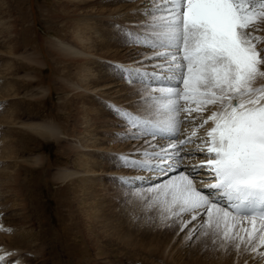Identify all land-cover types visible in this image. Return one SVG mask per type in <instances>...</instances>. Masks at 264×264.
<instances>
[{"label":"rangeland","instance_id":"374dc122","mask_svg":"<svg viewBox=\"0 0 264 264\" xmlns=\"http://www.w3.org/2000/svg\"><path fill=\"white\" fill-rule=\"evenodd\" d=\"M78 1L0 0V146L8 141L18 149L14 157L0 159L1 264H19L21 259L28 264H264V250L255 257L249 244L238 238L224 241L222 232L221 236L214 234L219 236V252L214 250L204 234L208 230L204 225L206 216L192 220L191 213L172 215L178 208L170 212L163 203V187L180 172L189 170V164L196 159L201 161L203 153L186 144L185 152L196 154L184 158L179 168L159 178L155 174L159 169L132 168L121 159L141 158L140 161L143 157L137 153L152 149L144 139L128 138L126 134L132 129L124 126L114 109H129L133 115L146 116L145 99L157 86L127 83L129 74L121 73L117 67L128 68L108 60H141L140 65L150 66L145 69L156 71L137 69L140 73H160L155 65L163 61L153 58L155 50L147 46L149 41L145 39L151 0ZM88 25L100 30L94 32L95 38L98 34L102 38L108 35L106 39L112 46L108 48L99 37L85 47L77 33L83 36ZM134 33L147 45L129 37ZM255 34L264 38V24ZM66 43L76 52L84 48L91 53H84V59L65 56L60 48L64 44L71 49ZM257 47L264 48V39ZM87 57L95 61L87 71L89 76L84 71L90 64ZM92 71L100 75L99 79L91 77ZM8 84H14V93ZM261 86L264 79L254 84ZM5 90L12 94L6 96ZM181 106L195 108L183 101ZM215 110L209 107L202 117L193 111L194 122L182 111L180 131H195L196 138L202 137L209 125H199ZM46 122L57 124L62 134L52 137L28 126ZM84 138L91 143L89 151L80 146ZM159 140L163 139L151 141L167 145L170 139ZM91 156L100 163L94 167L98 173H88L81 164ZM41 157L43 160L37 162ZM16 169L20 172L14 177ZM61 171L76 176L58 181L56 174ZM193 175L197 181L203 180L201 172ZM130 177L133 183H139L127 182ZM188 221L191 223L181 231L182 224ZM249 224L245 227L248 230ZM238 227L230 235L238 232L246 241L247 233L238 231ZM222 251L225 261L220 258Z\"/></svg>","mask_w":264,"mask_h":264},{"label":"snow or ice","instance_id":"6c2138e0","mask_svg":"<svg viewBox=\"0 0 264 264\" xmlns=\"http://www.w3.org/2000/svg\"><path fill=\"white\" fill-rule=\"evenodd\" d=\"M151 2L145 39L155 50L153 58L163 61L155 65L160 73L153 77L166 76L168 83L148 94L143 118L114 109L124 126L132 129L126 134L128 138L144 139L152 149L137 153L142 161L121 159L132 168L175 171L184 158L196 154L184 149L194 142L195 131L191 137L179 139L180 113H187L194 122L193 111L202 117L209 107L216 108L199 125L212 124L196 150L204 158L163 187V203L170 212L178 208L172 215L191 213L192 220L206 216L204 225L218 235L222 230L224 241L238 238L251 245L259 233L264 246V86L254 87L258 78H264V48L257 47L264 38L255 34L264 24V0ZM119 70L129 74L130 82L145 75L134 69ZM147 83L150 86L153 81ZM157 91L159 95H154ZM181 101L195 108L182 107ZM157 131L169 134L167 145L153 144L146 138L156 139ZM152 160L157 163L152 164ZM201 171L208 181H197L193 173ZM198 184H206L207 192ZM257 215L261 219L258 229H242L247 241L238 232L230 235L238 221L255 225ZM188 223L191 221L182 224L181 231Z\"/></svg>","mask_w":264,"mask_h":264},{"label":"bare ground","instance_id":"6f19581e","mask_svg":"<svg viewBox=\"0 0 264 264\" xmlns=\"http://www.w3.org/2000/svg\"><path fill=\"white\" fill-rule=\"evenodd\" d=\"M79 1H84V2H86V1H89V0H79ZM78 1V2H79ZM93 1V0H92ZM113 1H117V0H113ZM69 2V1H68ZM98 2V1H97ZM95 3V2H94ZM100 3V2H99ZM112 12V11H111ZM109 16H111V17H113V14L112 15H109ZM96 17V16H95ZM143 18V17H142ZM84 22V21H83ZM86 23V25H87V22H84V24ZM90 25H92V24H90ZM90 25H88V26H85L86 27V29H85V32L86 33H84L83 34V36H81L82 34H80V33H77V39L79 40V41H81L82 42V44L86 47V46H88V44H90V43H92L94 40L93 39H98L99 37L101 38V39H103L105 42H106V44H107V46H108V48L109 47H111L112 46V43L111 42H109L108 40V38L106 39V37H108V35H104V37L102 38V34L100 35V34H98V37L97 38H95V36H94V32H96V33H100V32H98V31H100V30H95V29H93V26H91L90 27ZM262 26V25H261ZM84 27V26H83ZM80 29V28H79ZM90 29V30H89ZM91 29H93V31L91 30ZM81 30V29H80ZM109 30V29H108ZM111 32V31H110ZM108 34H109V32H108ZM258 35H260V34H258ZM260 37H263V36H260ZM64 40H62V43H64L63 42ZM102 41V40H101ZM61 42V41H60ZM56 43V42H55ZM58 43H59V40H58ZM99 44V43H98ZM59 45V44H58ZM62 45H63V47L64 48H60L61 49V51L62 52H65V56H67V55H76V57L75 58H83V55H84V53L85 54H87V53H89L90 51H88L87 52V50L88 49H86V51L84 50V48L82 49L81 48V50H79V51H81V52H76V50L74 51V49H72V46L68 43H66V45H68V47L70 46V48L71 49H69V48H65V45L64 44H61V47H62ZM92 45V44H91ZM91 45L89 46V47H91ZM60 46V45H59ZM58 46V47H59ZM93 46H96V45H94L93 44ZM15 47V46H14ZM76 47V46H75ZM74 47V48H75ZM78 47V46H77ZM129 47H131V46H129ZM134 48H136L137 50L139 49V47H137V46H133ZM92 48V47H91ZM90 48V49H91ZM96 48V47H95ZM12 49V51L13 52H15V48H11ZM111 49V48H110ZM119 50V49H118ZM78 51V50H77ZM12 52V53H13ZM80 53V54H79ZM91 53V52H90ZM94 53V52H93ZM150 53V52H149ZM151 55V54H150ZM87 56V55H86ZM88 56H90V55H88ZM84 59V58H83ZM87 59H90V58H88L87 57ZM87 59H85V60H87ZM106 60V59H105ZM132 60V59H131ZM146 60V59H145ZM110 61H112V62H117V64L118 65H121V66H124L125 68L127 67L128 69H134V70H137V69H143L144 71H156L155 69H145V67L147 68V67H150V66H146V65H140V61H127V62H125V61H123V60H121V61H119V60H108V62H110ZM159 61V60H158ZM84 62V61H83ZM88 63H90V64H88V65H86L85 67H84V71L88 74V72L87 71H90L91 69L90 68H92L91 67V65H93L94 64V60H91L90 59V62L89 61H87ZM159 63H163V62H159ZM94 67V66H93ZM83 69V68H82ZM12 72V71H11ZM85 72H83L84 74H86ZM5 73V72H4ZM83 73H82V75H83ZM91 73V77L93 76L94 78H98V77H100V75L98 74V73H96V72H94V71H92V72H90ZM12 74V73H11ZM86 74V75H87ZM171 74V73H170ZM85 75V76H86ZM88 76H89V74H88ZM145 76H147V77H153V73H151V74H145ZM163 77H166V76H163ZM86 78H88V77H86ZM93 79V78H92ZM99 79V78H98ZM259 79H264V78H258L257 79V81L259 80ZM89 82V81H88ZM86 83V82H85ZM90 86V85H89ZM8 87H9V91H11L12 92V90H14L15 91V89H13V87H14V84H12V85H10V84H8ZM78 87V86H77ZM79 88V87H78ZM77 88V89H78ZM81 88V87H80ZM83 88H84V86H83ZM129 88V87H128ZM143 88V87H142ZM145 88V87H144ZM86 89V88H85ZM150 89V88H149ZM151 89H153V88H151ZM156 89H158V87H156ZM80 90V89H79ZM83 90V89H82ZM88 90V89H87ZM148 90V89H147ZM9 91L8 90H5V92H6V96L7 95H10V94H12V93H14V92H10L9 93ZM89 91H94V89H92V88H89ZM152 91V90H151ZM95 92V91H94ZM148 93V92H147ZM150 93V92H149ZM145 94H146V92H145ZM105 95V94H104ZM155 95H157V94H155ZM116 102H118V101H116ZM123 105V104H122ZM92 107V106H91ZM90 110V109H89ZM99 110V109H98ZM217 110V109H216ZM136 115H138V114H136ZM141 118H143V117H141ZM93 119V118H92ZM96 120V119H95ZM57 124H55V123H34V124H29L28 126L30 127V128H32V130L34 129V131H38V132H40L41 134H45V135H50V136H52V137H54L53 135H56L55 133H57V135H58V132H59V134H60V131H59V128L56 126ZM208 128H207V131L212 127V124H211V122H209L208 123ZM89 127V126H88ZM97 128V127H96ZM206 130V129H205ZM204 131V130H203ZM207 131H205V132H207ZM92 133V132H91ZM204 133V132H203ZM62 134V133H61ZM60 134V135H61ZM55 137H57V136H55ZM205 137H206V134H205ZM204 137V138H205ZM157 138H159V137H156V139ZM81 139V138H80ZM79 139V140H80ZM148 139L150 140H156V139H153L151 136H148ZM167 140H169V139H166V141ZM10 141V140H9ZM81 141H83V142H81ZM164 142L165 140H159V142ZM80 142H81V147H82V149H83V151H86V150H90V147H89V145H91V143L89 144V139H83V140H80ZM3 142H1V144H2ZM139 143V142H138ZM166 143V142H165ZM201 143V141L199 142V143H196V144H200ZM86 144H87V147H86ZM94 144H96V142L94 143ZM99 145H100V143H99ZM99 145H97L96 146V148H101V147H99ZM163 145V144H162ZM0 159H2V158H7V157H14L13 155L14 154H16V151H18V149H17V147H16V145L15 144H12L11 142H8L7 141V143H3V145H2V147L0 146ZM74 148V147H73ZM76 149V148H75ZM120 149V148H119ZM98 150V149H97ZM100 151V150H99ZM101 153H104V152H101ZM39 157V156H38ZM43 160L42 159V157L41 158H38V159H36V161L37 162H39V160ZM202 159L203 158H201L200 160L202 161ZM198 160L199 159H196L194 162L196 163V162H198ZM2 161V160H1ZM193 162V163H194ZM81 164H83V166L87 169V171H88V173H91V172H89V171H92L93 173H98V171H96L95 169H94V167H96V165H99L100 163H98V162H95V160H94V158H92V156L91 157H85L84 159H83V161H82V163ZM193 166V165H192ZM86 169H85V171H86ZM23 170V169H22ZM71 172H72V170H70ZM77 171V170H76ZM20 172V169L17 171V169H16V171H15V173L13 174L14 175V177H17V175H18V173ZM71 172H65V173H62V171H61V173L59 172V174L57 173L56 175H57V179L56 180H58V181H66V178L68 179V178H71V176L72 177H74V176H76V175H74V174H72ZM79 172V171H78ZM12 175V174H11ZM16 175V176H15ZM74 175V176H73ZM78 175H79V173H78ZM131 175V174H130ZM134 175V174H133ZM132 175V176H133ZM94 176H96V175H94ZM136 176V175H135ZM12 177V176H11ZM137 177V176H136ZM135 178V177H134ZM27 179V178H26ZM30 179V178H29ZM53 179V178H52ZM127 180V182H130L131 184H134L133 182L135 181L133 178H127L126 179ZM146 180V179H145ZM151 180V179H150ZM8 181V180H7ZM14 182H16V185H17V187H19L20 188V186H18L19 184H18V180H17V178H14V180H13ZM12 181V182H13ZM28 181V180H27ZM43 181V180H42ZM138 181V180H137ZM153 181V180H152ZM206 181V180H205ZM41 182V181H40ZM6 183V182H5ZM29 183V182H28ZM128 184V183H127ZM204 186H205V184H204ZM32 191V190H31ZM29 192V191H28ZM29 193H31V192H29ZM91 193V192H90ZM101 202V201H100ZM103 203V202H102ZM34 207V206H33ZM95 206H93V209H95L94 208ZM255 220V225H253V223H251L250 221H243V222H239L238 221V223H237V225H239V227H238V231H240V232H243L242 231V229L243 228H245L247 225L248 226H250V224L249 223H251L252 225H251V229L249 230V231H251L252 230V228L255 226V228H259V226H260V223H261V221H258V220H256V219H254ZM223 227V226H222ZM233 230V229H232ZM231 230V231H232ZM207 231V235L205 236L206 237V241H209V243L212 245V246H214V250H216V247H217V241H219V240H217L218 238H219V236H214V234H216L217 235V232L216 231H214L212 228H208V230H206ZM221 232H222V230H221ZM220 236H221V233L219 234ZM258 235H259V233H257V238H255L254 240H253V242H254V244L253 245H249V248L251 247V249H253V247L255 248V251H254V255L253 256H258L259 254H261V252L264 250V247L263 246H261V244H260V242H259V239H258ZM247 237V236H246ZM52 240V239H51ZM247 241V240H246ZM214 242V243H213ZM229 242V241H228ZM231 244V241H230V243L229 244H227V246H229ZM247 244V243H246ZM260 244V245H259ZM258 245H259V247H258ZM92 246V245H91ZM208 246V245H207ZM258 247V248H257ZM209 249H210V247H209ZM220 250V249H219ZM216 251H218V250H216ZM216 251H214L215 253H217ZM213 251H209V253H212ZM219 252V251H218ZM215 253H213V254H215ZM225 252L224 251H222V254H220V258L221 259H224L225 258V254H224ZM219 254V253H218ZM212 255V254H211ZM213 256H215V255H213ZM228 258V257H227ZM225 260H227V259H224V261ZM21 262H22V259L20 260Z\"/></svg>","mask_w":264,"mask_h":264}]
</instances>
